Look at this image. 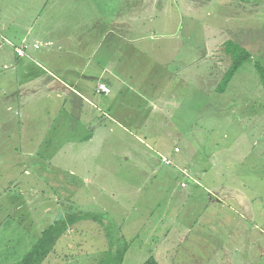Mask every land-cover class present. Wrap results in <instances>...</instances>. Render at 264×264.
Masks as SVG:
<instances>
[{"label": "rangeland", "instance_id": "obj_1", "mask_svg": "<svg viewBox=\"0 0 264 264\" xmlns=\"http://www.w3.org/2000/svg\"><path fill=\"white\" fill-rule=\"evenodd\" d=\"M227 40L251 58L220 94ZM257 64L264 0H0V264L60 217L44 264H264Z\"/></svg>", "mask_w": 264, "mask_h": 264}, {"label": "trees", "instance_id": "obj_2", "mask_svg": "<svg viewBox=\"0 0 264 264\" xmlns=\"http://www.w3.org/2000/svg\"><path fill=\"white\" fill-rule=\"evenodd\" d=\"M111 5H113L112 2ZM94 6L100 8L97 3H95ZM94 10V8H89L88 11L93 13ZM223 45L224 53L230 58V65L215 88V91L220 94L224 93L228 89V86L233 80V78L237 75L240 70H242V68L251 58V53L246 47L241 46L240 44L232 40H227ZM255 66V70L257 71L261 81L262 90L264 91V67L261 64H257ZM100 83L103 84L106 88L112 87L105 80H100ZM103 96H105V94L102 93V97ZM153 109L156 108L154 106L149 108V110H151L152 112L155 111ZM85 215V217L88 219H95L97 217L96 215L90 213H85ZM59 217L60 216H57L58 219ZM78 220L82 219L79 218ZM63 221L64 219L60 217L59 220H56L55 222L53 221L54 223L52 222L51 225L42 230L35 244L27 252L23 260L21 262H18L17 264H44L47 258H49L50 255L53 253L59 238L68 229L64 226ZM70 221L71 224L76 222L73 218H70ZM110 259L111 256L104 257L96 264H110ZM143 264H158V262L155 258L150 257Z\"/></svg>", "mask_w": 264, "mask_h": 264}, {"label": "crops", "instance_id": "obj_3", "mask_svg": "<svg viewBox=\"0 0 264 264\" xmlns=\"http://www.w3.org/2000/svg\"><path fill=\"white\" fill-rule=\"evenodd\" d=\"M120 17L119 16H117L114 20H116V19H119ZM133 39H134V37H133ZM134 42H135V40H131V42L130 43H132V49H133V51H135L136 50V46H135V44H134ZM143 48V47H142ZM142 48H140V50H142ZM71 50H74L73 48H71L69 51H68V53L67 54H69V53H71L70 51ZM37 53H40V52H37ZM41 55V54H40ZM49 55V54H48ZM139 57H141V55L139 56ZM175 62H177L178 61V59H176V60H174ZM98 67L99 68H101V67H103L101 64H99L98 65ZM42 71H43V74L42 75H40V76H38V79H37V82H36V84L34 85V86H44L46 89H45V91H44V93L43 94H41V97H43L44 99L47 97V96H49L52 92H58L57 94L58 95H63L64 97H66V98H68V97H70V95H73V93L71 92V91H69L68 89L69 88H67V86H73V85H68V83L65 81V80H63L61 77H57L56 76V71L55 72H49V70H44V69H42ZM100 71H102L103 72V69L102 70H100ZM67 73H69V75H70V73H73L72 74V78L75 80V77H77L76 76V73H74V72H72V71H66ZM106 77V76H105ZM117 79V78H116ZM100 80H105L106 82H107V78L106 79H100ZM118 80V79H117ZM190 81V83L192 84V80L190 79L189 80ZM33 86V87H34ZM74 87V86H73ZM37 88V87H36ZM189 88V87H188ZM190 88H191V85H190ZM34 90V89H33ZM66 91H67V94H66ZM32 93H37L36 91L34 92V91H31ZM73 92L77 95V92H75L74 90H73ZM36 95H38V94H36ZM33 96V95H32ZM80 96V95H79ZM181 98H183V96L181 97ZM19 100H20V105H23V107H25L24 105H28L27 104V102H25V98H23V97H21V94H20V96H19ZM64 100L66 101V99L64 98ZM110 105V104H109ZM152 107V106H151ZM124 108H126L127 110H126V113L124 112V111H122V109H124ZM124 108H115V106H113V105H111L109 108H107V111H110V114L112 115L113 114V112L115 111V115H114V122H115V119L116 118H119V117H121L122 115H126V116H128L129 115V117H133V116H135V117H138L140 114H139V112H137V113H134V111H133V109L132 108H130L129 106H126V107H124ZM109 109V110H108ZM148 111H151V110H148ZM142 113V115L145 117V116H147V112H141ZM153 113H156V114H158L159 113V110H155V111H153ZM141 116V115H140ZM128 117V118H129ZM134 117V118H135ZM100 118H102V116H100ZM99 118V119H100ZM99 121V120H98ZM128 133H130L131 131H127ZM141 140V139H140ZM206 194H210V191L208 190V191H206L205 192ZM245 240H246V238H245ZM240 250V249H239ZM245 250H246V248H245ZM245 257H246V255H245ZM244 262H246V258L244 259ZM241 264V263H240ZM244 264V263H243Z\"/></svg>", "mask_w": 264, "mask_h": 264}, {"label": "built area", "instance_id": "obj_4", "mask_svg": "<svg viewBox=\"0 0 264 264\" xmlns=\"http://www.w3.org/2000/svg\"><path fill=\"white\" fill-rule=\"evenodd\" d=\"M19 54L21 55L20 52H19ZM108 91H109V89L106 88L103 84H101V85L99 86V91H98L99 93L101 92V93H103V94H107Z\"/></svg>", "mask_w": 264, "mask_h": 264}]
</instances>
